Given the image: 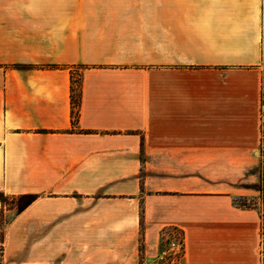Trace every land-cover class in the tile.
I'll list each match as a JSON object with an SVG mask.
<instances>
[{
    "label": "crops",
    "instance_id": "crops-1",
    "mask_svg": "<svg viewBox=\"0 0 264 264\" xmlns=\"http://www.w3.org/2000/svg\"><path fill=\"white\" fill-rule=\"evenodd\" d=\"M263 81L264 0H0V264H264Z\"/></svg>",
    "mask_w": 264,
    "mask_h": 264
},
{
    "label": "built area",
    "instance_id": "built-area-1",
    "mask_svg": "<svg viewBox=\"0 0 264 264\" xmlns=\"http://www.w3.org/2000/svg\"><path fill=\"white\" fill-rule=\"evenodd\" d=\"M162 246L155 257L159 264H177L184 254V236L176 228L161 234Z\"/></svg>",
    "mask_w": 264,
    "mask_h": 264
},
{
    "label": "trees",
    "instance_id": "trees-1",
    "mask_svg": "<svg viewBox=\"0 0 264 264\" xmlns=\"http://www.w3.org/2000/svg\"><path fill=\"white\" fill-rule=\"evenodd\" d=\"M79 103V95L72 96V105L74 108L78 106ZM262 142L264 144V81H263V86H262ZM74 115H76V110L74 112ZM264 146V145H263ZM260 191H261V197L263 200V208H264V162H263V168H262V173H261V179H260ZM236 202L241 205V206H247V202L244 199H237ZM261 231L264 233V210L262 212V222H261Z\"/></svg>",
    "mask_w": 264,
    "mask_h": 264
}]
</instances>
